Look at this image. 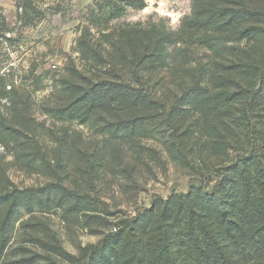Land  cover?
I'll use <instances>...</instances> for the list:
<instances>
[{"label":"trees","instance_id":"obj_1","mask_svg":"<svg viewBox=\"0 0 264 264\" xmlns=\"http://www.w3.org/2000/svg\"><path fill=\"white\" fill-rule=\"evenodd\" d=\"M22 2L30 5V0ZM125 2L102 0L91 11L105 41L92 36L89 27L77 41L81 59L103 77L93 80L91 72L69 67L68 78L60 82L68 101L50 114L83 125L98 115L116 116V122L105 119L102 134L122 135L119 141L133 143L141 150L138 155L153 150L142 140L160 135L170 160L199 173L216 165L215 179L123 219L115 232L86 245L78 256L65 252L51 228L40 230L37 215L61 210L69 220L100 225L98 199L57 183L1 191L0 260L16 217L26 211L31 219L22 225L28 236L24 242L41 248L48 264H59L55 255L72 264H264V0H224L201 8L187 35L192 45L218 44L215 59L174 75L166 88L169 97L165 92L158 97L149 79L169 68L166 45L187 43L144 29H121L112 41L108 26ZM130 5L145 7L141 0ZM194 135L199 148L192 144ZM0 144L12 146L27 168H48L39 141L1 115ZM220 156L228 158L224 164L208 162Z\"/></svg>","mask_w":264,"mask_h":264},{"label":"rangeland","instance_id":"obj_2","mask_svg":"<svg viewBox=\"0 0 264 264\" xmlns=\"http://www.w3.org/2000/svg\"><path fill=\"white\" fill-rule=\"evenodd\" d=\"M22 1L0 0V115L39 141L49 165L40 171L27 168L17 160L12 146L0 144V192L57 183L98 199L103 219L102 224L89 227L86 222L69 220L63 211L54 210L37 215L42 221L38 224L40 230L51 228L65 252L78 256L86 245L98 244L108 233L115 232L123 219L144 213L159 199L185 194L201 181L215 179L216 165L207 173H199L170 160L160 135L142 140V146L153 150L138 155L135 152L141 150L133 143L119 141L122 135L114 138L102 134L105 119L116 122V116L98 115L86 125L53 117L50 109L68 101L60 82L68 78L69 67L75 65L91 72L88 76L93 80L103 77L77 51V41L88 27L92 36L105 41L91 14L102 0H30L27 8ZM133 1L140 0H126L122 14L110 21L109 39L115 41L121 29H144L149 34L156 32L155 35L169 33L183 39L187 44L179 40L165 46L169 68L156 71L149 79L158 97L164 92L169 97L166 88L174 75L197 66L196 62L209 64L215 59L218 44L192 45L187 29L202 7L220 5L224 0H141L145 4L141 9L131 7ZM186 54L191 58L188 65L184 62ZM16 110L23 114L15 113ZM195 138L194 135L192 144L199 148ZM213 159L208 162L220 165L228 158ZM30 219L26 211L16 217L0 264H48L41 248L24 242L28 236L22 225ZM55 260L72 264L56 255Z\"/></svg>","mask_w":264,"mask_h":264}]
</instances>
